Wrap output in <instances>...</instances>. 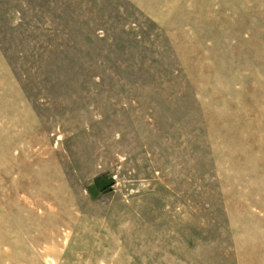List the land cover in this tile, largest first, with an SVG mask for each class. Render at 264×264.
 Here are the masks:
<instances>
[{"label": "rangeland", "instance_id": "rangeland-1", "mask_svg": "<svg viewBox=\"0 0 264 264\" xmlns=\"http://www.w3.org/2000/svg\"><path fill=\"white\" fill-rule=\"evenodd\" d=\"M0 264H264V0H0Z\"/></svg>", "mask_w": 264, "mask_h": 264}]
</instances>
